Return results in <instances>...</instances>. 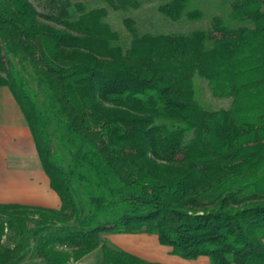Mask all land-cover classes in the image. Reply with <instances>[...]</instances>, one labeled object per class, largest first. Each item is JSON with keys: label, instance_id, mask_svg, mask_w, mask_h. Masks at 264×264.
<instances>
[{"label": "trees", "instance_id": "obj_1", "mask_svg": "<svg viewBox=\"0 0 264 264\" xmlns=\"http://www.w3.org/2000/svg\"><path fill=\"white\" fill-rule=\"evenodd\" d=\"M49 1L56 13L0 0V85L19 104L61 203H0V238L11 231L0 264L22 262L28 238L40 264L97 247L99 264H162L102 238L134 232L156 234L185 259L264 264V0H232L238 25L214 15L188 32L140 34L126 19L125 48L104 6ZM188 4L164 0L158 10L199 18ZM195 75L229 106L202 107Z\"/></svg>", "mask_w": 264, "mask_h": 264}, {"label": "crops", "instance_id": "obj_2", "mask_svg": "<svg viewBox=\"0 0 264 264\" xmlns=\"http://www.w3.org/2000/svg\"><path fill=\"white\" fill-rule=\"evenodd\" d=\"M0 203L42 208H58L61 203L41 166L23 112L7 85H0ZM102 238L115 247L150 262L209 264V259L203 255L185 259L172 254L171 247L161 244L153 233H103ZM100 258L101 251L97 247L66 264H99Z\"/></svg>", "mask_w": 264, "mask_h": 264}, {"label": "rangeland", "instance_id": "obj_3", "mask_svg": "<svg viewBox=\"0 0 264 264\" xmlns=\"http://www.w3.org/2000/svg\"><path fill=\"white\" fill-rule=\"evenodd\" d=\"M71 2H82L86 7L94 8L104 6L107 10V14L104 17V21L107 22L110 27L118 32L119 39L118 44L125 48L128 46L131 35L126 28V19H131L138 33H177L188 32L194 29H206L210 26L211 17L218 15L222 17L227 23L232 25H238L239 22L233 20L230 15V4L232 0H189V8H198L202 15L199 18L189 19L182 17L179 20H171L164 16L158 10V5L163 3L164 0H137L138 6H126V7H112L106 0H70ZM33 6L40 14L56 13L54 4L56 1L49 0H30ZM53 2V3H52ZM53 4V5H52ZM41 19H44L40 16ZM54 23L53 21H50ZM57 27H61L59 23H55ZM194 95L197 102L206 109H220L229 106L231 98L224 96H215L212 94L207 81L195 75L193 77ZM31 225V222H29ZM5 234H11V231L7 228L4 229ZM4 235L0 238V245L6 244L8 239ZM33 241L28 238L24 246L27 250V254L23 263L21 264H40V259L36 255L34 249H32Z\"/></svg>", "mask_w": 264, "mask_h": 264}]
</instances>
